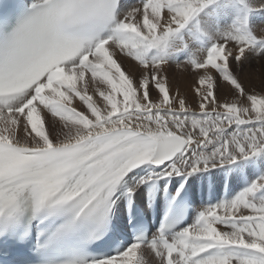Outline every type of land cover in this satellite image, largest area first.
<instances>
[{"label":"snow or ice","instance_id":"6c2138e0","mask_svg":"<svg viewBox=\"0 0 264 264\" xmlns=\"http://www.w3.org/2000/svg\"><path fill=\"white\" fill-rule=\"evenodd\" d=\"M232 2L32 0L0 25V244L16 252L11 264L33 253L35 264H149L143 246L159 264H264V173L184 223L189 177L264 154V87L246 88L231 66L264 56L249 15L264 0H240L221 26ZM185 52L177 66L204 86L198 111L170 96L165 66ZM42 113L59 120L46 127Z\"/></svg>","mask_w":264,"mask_h":264},{"label":"rangeland","instance_id":"374dc122","mask_svg":"<svg viewBox=\"0 0 264 264\" xmlns=\"http://www.w3.org/2000/svg\"><path fill=\"white\" fill-rule=\"evenodd\" d=\"M259 2V0H254V3ZM257 2V3H258ZM256 3V4H257ZM242 8V5L240 4V0H233V2L228 5V11L224 12L222 11V15L220 17V24L221 26L231 23L232 19L239 13V10ZM250 20L251 23L254 25V27L262 31L260 28L261 25H264V12H258V13H250ZM223 17V18H222ZM221 19H224V21L221 23ZM259 26V27H258ZM189 53L185 52L183 54H179L178 57H176V61H184L187 59ZM118 61L122 59V57H117ZM176 62V63H178ZM131 63L130 61H125L124 64H122V67H127V65ZM235 73L239 76L240 80L244 84L246 88L252 89L256 91L258 94H260V89L264 87V56H257V55H251L249 57V61H246L243 67V70L241 71L234 63L231 65ZM171 67V66H170ZM172 68H174L172 66ZM176 69H170L168 65L165 66V71L169 77V85H170V96H174L177 92L183 96L182 90H189L192 93H196L195 89L197 87H200V89L204 86L199 85L197 83L198 76L197 74L192 71L191 69H187L188 67H183L182 69H177L181 67H175ZM192 73L193 76H192ZM189 75V79L185 81H180L182 77ZM185 83V84H184ZM223 88L225 91L230 92L231 86L227 83H224ZM202 90V89H201ZM218 97L223 101L224 94L223 92H218ZM155 95V93H153ZM119 98V97H118ZM198 98H200L198 96ZM232 97L229 96V99ZM243 102V101H242ZM74 105L77 104L76 101L73 102ZM78 106V105H77ZM79 110V108H78ZM42 118L46 121L48 120H59L58 117H53L51 113L47 115V117H44V114H41ZM235 168V179H232V176L230 177L228 174L229 172H224L223 174L217 175L215 178H213L210 174V172H204L206 175V186H208V195L207 199L212 196V186L215 188H223L224 180L225 182L229 183V186L232 188V194L229 196V198L233 197L235 194H237L239 191H241L249 182H247V179L249 181H252L255 179V176L260 175L261 173H264L262 171V168L264 167V154H258L255 157L250 158L249 160L244 161H238L235 165H229L226 166V169L229 168ZM228 173V174H227ZM254 176V178H253ZM178 178V177H177ZM253 178V179H252ZM241 179H243V184H241ZM245 179V180H244ZM217 181V182H216ZM216 182V183H215ZM212 185V186H210ZM205 186V187H206ZM202 185L200 184V188ZM228 193V188H227ZM227 196V195H226ZM226 198V197H224ZM212 203V201H210Z\"/></svg>","mask_w":264,"mask_h":264},{"label":"bare ground","instance_id":"6f19581e","mask_svg":"<svg viewBox=\"0 0 264 264\" xmlns=\"http://www.w3.org/2000/svg\"><path fill=\"white\" fill-rule=\"evenodd\" d=\"M121 3L129 5V6L140 5V1H138V0H121ZM258 3H257V5H258ZM223 21H224V19H221V23ZM260 28L262 29V31H264V25H261ZM257 30L261 31L258 28H257ZM176 57H178V56H175L174 58H170L169 59L168 66H169L170 69H176L175 67H178L176 62H178L179 60L176 61ZM172 66L174 68H172ZM182 68L183 67L177 68V69H182ZM187 69H189V68H187ZM193 74L194 73H192V76H193ZM189 77H190L189 75L184 76V77H182V79L180 81H185L186 82L189 79ZM201 89H202L201 91H203V87ZM181 92H183V96L186 99V106L189 107L192 110H197L198 111V104H199L200 98H198L197 93H192L188 89L187 90H182ZM232 167L233 168H229V169H226L227 168L226 166L223 167V168H215V169H211L209 172H210L211 176L213 178H215L217 175L223 174L226 171V172L230 173V174H228V173L227 174L230 177L232 176V179L234 180L235 179V173H234L235 172L234 171L235 168H234V166H232ZM262 171L264 172V167L262 168ZM253 178H254V176H253ZM255 178H256V176H255ZM176 179L179 180L180 178L178 177ZM188 180H189V183L192 185V191L195 193V195L194 196H190L192 208L190 209V214H189L190 216L187 219L185 224H190V223L194 222V217H195L196 213L201 209V205L202 204H208V203H210V201H212V203H216L219 200L225 199L222 194H223V191H224V187L226 185L224 183L226 178H225V180L223 182L224 185H223L222 189L218 188V187L215 188L214 186L210 185V186H212V191H211L212 196H210L207 199L208 186L209 185L206 186V175H205V173L204 172L203 173H196L193 176L189 177ZM241 182H242L241 184H243V179H241ZM247 182H250V181L247 179ZM200 184L202 185L201 188H200ZM231 194H232V188H231V186H229V183H228V193H227L226 198H229V196ZM145 207H147V195H146V193H145ZM161 210L163 211V202L162 201H161ZM143 247H144L145 259L149 261V264H159V258L155 257V255L152 252V250L150 248H148L147 246H143Z\"/></svg>","mask_w":264,"mask_h":264}]
</instances>
